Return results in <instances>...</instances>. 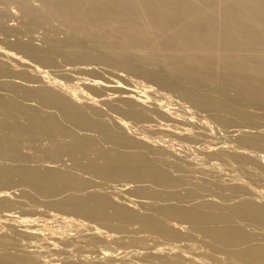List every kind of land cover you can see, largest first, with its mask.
Segmentation results:
<instances>
[{"label":"bare ground","instance_id":"6f19581e","mask_svg":"<svg viewBox=\"0 0 264 264\" xmlns=\"http://www.w3.org/2000/svg\"><path fill=\"white\" fill-rule=\"evenodd\" d=\"M13 3L0 264H264V0Z\"/></svg>","mask_w":264,"mask_h":264},{"label":"rangeland","instance_id":"374dc122","mask_svg":"<svg viewBox=\"0 0 264 264\" xmlns=\"http://www.w3.org/2000/svg\"><path fill=\"white\" fill-rule=\"evenodd\" d=\"M34 3H32L33 5L35 4V5H37L38 4V2L37 1H33ZM0 11H3L4 12V19H3V21L5 22H3L4 24H6L7 25V27H10V26H16L17 27V25H18V23L17 22H19L20 21V19H19V12L17 11V9L15 8V5H14V3H13V0H10V1H8L7 3H4V4H0ZM7 22V23H6ZM15 27V28H16ZM20 27V25H18V27L17 28H19ZM37 29V28H36ZM35 28L34 29H32V30H30V31H28V32H26V31H24L23 29L21 30V31H19V32H17V33H11V32H9V33H6V34H1L0 35V40L3 42V43H6V44H10V43H12V42H14V41H16V40H22V41H30L32 44H34L36 47H42L43 46V38L41 37V35H42V30L43 29H41V33L40 32H38V29L36 30ZM40 30V29H39ZM53 56H55V64H64L66 61H65V58H63L62 56H56V55H53ZM73 61H76V62H80L79 60L77 61V58H74L73 59ZM99 66H101V65H99ZM140 79V78H139ZM141 80V79H140ZM256 109H253V110H251V111H255ZM250 111V112H251ZM258 111V110H257ZM256 112V111H255ZM252 113H254V112H252ZM258 113V112H257ZM259 120V119H258ZM261 120V119H260ZM260 124V123H259ZM66 159V158H65ZM1 160V159H0ZM33 160V162H34V166H36V165H38V164H36L37 162L38 163H40L38 160H37V162H36V160L35 159H32ZM3 162V161H2ZM5 162H8V164H12V163H14V164H16L17 162H12V161H5ZM30 164H32L33 162L31 161H28ZM28 162H24V163H26V164H28ZM67 163H70V162H67ZM17 164H21V162L19 163H17ZM30 164H28V165H30ZM30 166H33V164L32 165H30ZM40 167V166H39ZM42 168V167H41ZM83 174V175H82ZM80 173V175H82V176H84V178L82 177V179L84 180V179H89L88 177H91V176H88V175H92V174H90V173H88V174H86V173ZM87 175V176H86ZM85 176L87 177V178H85ZM94 176V175H93ZM92 176V177H93ZM90 178V179H94V180H91V183H93L94 185H95V183H96V185H98V184H100V187L102 186L101 185V183L100 182H102V179L100 180V178ZM96 177V176H95ZM96 179V180H95ZM99 181H98V180ZM86 181H89V180H86ZM92 181H96V182H92ZM105 181V180H104ZM102 182L103 183V185H104V187H106V181L105 182ZM98 182V183H97ZM90 182H88L87 183V185L89 184ZM105 183V184H104ZM134 183H136V186H135V184ZM134 183H132V185H131V188H129V190H128V193L130 192V194L131 195H137L138 193H137V189H139V188H146V189H150V190H153V189H151V188H153V187H150L149 188V186L150 185H147V184H145V183H139V182H134ZM141 184V185H139V184ZM143 184H145V186L143 185ZM90 185H92V184H90ZM138 185V186H137ZM143 185V186H142ZM146 185H147V187H146ZM191 186V185H190ZM136 189V190H135ZM133 190V191H132ZM181 191V193H183V194H185V191L184 190H182V188L180 189ZM132 191V192H131ZM135 191V192H134ZM129 194V195H130ZM162 194H164L163 192H162ZM163 197H166V196H163ZM38 200V199H37ZM169 201V200H168ZM172 201V202H171ZM165 202H167V201H165ZM171 202V203H170ZM179 201H173V199L171 200L170 199V201H169V203L168 204H166V205H176V206H182V201H180L179 203H178ZM35 203H38V201L36 202V199H35ZM179 204V205H177V204ZM136 207V206H135ZM140 207V206H139ZM141 208V207H140ZM137 209H138V206H137ZM136 225H134V227H135ZM135 229H136V227H135Z\"/></svg>","mask_w":264,"mask_h":264}]
</instances>
